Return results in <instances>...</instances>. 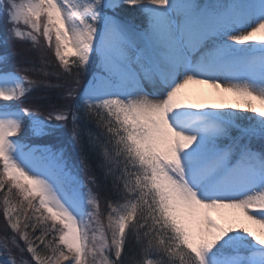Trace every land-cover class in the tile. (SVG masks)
<instances>
[{
  "label": "snow or ice",
  "instance_id": "obj_1",
  "mask_svg": "<svg viewBox=\"0 0 264 264\" xmlns=\"http://www.w3.org/2000/svg\"><path fill=\"white\" fill-rule=\"evenodd\" d=\"M0 24V264H264V0H0Z\"/></svg>",
  "mask_w": 264,
  "mask_h": 264
},
{
  "label": "rangeland",
  "instance_id": "obj_2",
  "mask_svg": "<svg viewBox=\"0 0 264 264\" xmlns=\"http://www.w3.org/2000/svg\"><path fill=\"white\" fill-rule=\"evenodd\" d=\"M20 44V43H18ZM21 45V44H20ZM195 86L196 85H190V87L192 88V90L195 89ZM202 86H199V90L201 89ZM216 90H209V89H204V92L206 94H214ZM190 94H194L195 92L194 91H191L189 92ZM231 99V97H230ZM57 136L59 137L60 140L63 141V143L66 145V146H70V137H71V127H70V124L65 127V128H61L58 130L57 132ZM75 152V151H73ZM77 155V154H76ZM75 154H73V157H74V160L75 162H77V159L76 158H79V156L77 155L76 156ZM81 178H83V173L81 174Z\"/></svg>",
  "mask_w": 264,
  "mask_h": 264
},
{
  "label": "trees",
  "instance_id": "obj_3",
  "mask_svg": "<svg viewBox=\"0 0 264 264\" xmlns=\"http://www.w3.org/2000/svg\"><path fill=\"white\" fill-rule=\"evenodd\" d=\"M5 39H6V34H5V29H4V27H3V25L2 24H0V50H2L3 48H4V41H5ZM21 44V45H20ZM20 44H16V45H11V44H9L8 45V48H9V50L11 51L13 48H16V49H25V48H27L29 45L28 44H24V43H20ZM49 59H51V55H49ZM34 95V97H35V95H37L36 93H34L33 94ZM39 95H43V93H39ZM70 127H71V124H70ZM73 154H75L76 155V153L75 152H73ZM78 155V154H77ZM76 155V156H77ZM77 159V162L76 163H79V158H76ZM82 174V173H81ZM102 205H103V201H102ZM0 227H2V221H0Z\"/></svg>",
  "mask_w": 264,
  "mask_h": 264
},
{
  "label": "bare ground",
  "instance_id": "obj_4",
  "mask_svg": "<svg viewBox=\"0 0 264 264\" xmlns=\"http://www.w3.org/2000/svg\"><path fill=\"white\" fill-rule=\"evenodd\" d=\"M198 90H199V85H196L194 90H192V88L189 86V92H191V91L196 92ZM209 90H213V89H209Z\"/></svg>",
  "mask_w": 264,
  "mask_h": 264
}]
</instances>
